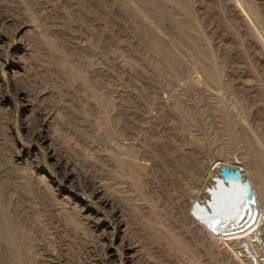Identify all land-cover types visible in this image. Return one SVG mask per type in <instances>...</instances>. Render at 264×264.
I'll use <instances>...</instances> for the list:
<instances>
[{"label":"rangeland","instance_id":"obj_1","mask_svg":"<svg viewBox=\"0 0 264 264\" xmlns=\"http://www.w3.org/2000/svg\"><path fill=\"white\" fill-rule=\"evenodd\" d=\"M220 164L264 216V0H0V264L264 261Z\"/></svg>","mask_w":264,"mask_h":264},{"label":"bare ground","instance_id":"obj_2","mask_svg":"<svg viewBox=\"0 0 264 264\" xmlns=\"http://www.w3.org/2000/svg\"><path fill=\"white\" fill-rule=\"evenodd\" d=\"M244 177L245 176L242 173V181L245 180ZM249 181L247 185L249 192L246 193V197H241V200H239V202L230 200L225 202L224 204H220V202L218 203L210 198V196H213V192L206 191L205 188L207 186L204 187L203 191L208 195L209 200L213 205L209 207V213L208 210H206L207 215H204L200 211H195V213L196 217L198 218V222L202 225V227H204L205 229L207 228L212 234L215 235L222 227L225 226H247L242 231L237 233L231 231L234 235L232 238H235L237 236H244L243 238L248 239L253 236L256 240V247L253 246V249L251 247L250 249L254 251L255 254L261 252L259 253V255L264 259V242L262 244V242L258 238V229H261L260 226L261 222H263L264 220V216L262 210L259 207V202H257V199L254 198L251 194L252 191L249 186ZM211 214L212 217H210ZM249 232H251L252 235L250 237H247L246 234ZM244 242H246L245 239ZM247 242L249 243L250 240H247ZM258 249L260 250L258 251ZM256 260V258L253 259L254 264H264V261H260V259H258L257 261Z\"/></svg>","mask_w":264,"mask_h":264},{"label":"water","instance_id":"obj_3","mask_svg":"<svg viewBox=\"0 0 264 264\" xmlns=\"http://www.w3.org/2000/svg\"><path fill=\"white\" fill-rule=\"evenodd\" d=\"M211 180L213 182L212 185L206 187L205 190L213 192V196H210V198L218 203L220 202V204L230 200L239 202L241 197L249 192L248 181H242V172L239 167L231 168L220 164L217 168L216 176H212Z\"/></svg>","mask_w":264,"mask_h":264},{"label":"built area","instance_id":"obj_4","mask_svg":"<svg viewBox=\"0 0 264 264\" xmlns=\"http://www.w3.org/2000/svg\"><path fill=\"white\" fill-rule=\"evenodd\" d=\"M245 227H247V226H236V227L234 225L233 226H225V227H222L217 232L216 235L215 234H212L207 228H206V230L209 233V235L212 238H215L217 241H219V242H221L223 244L228 243V242H233V245H234L235 248H243L244 249V247H247L248 248V250H247L248 251V254L249 255L250 254L251 255H254V253H252L254 251H252L250 249V247L252 249H253V246L256 247V240H255V238L253 236H251L252 235L251 232H249V233L246 234L247 237L248 236L249 237L251 236L248 239L247 238H243L244 236H237L235 238H232L234 235H233V233L231 231H234L235 233H237V232L242 231ZM260 228H261L260 230L258 229V232H259L258 238L260 239V241L263 244V242H264V240H263V238H264L263 226H260ZM244 239H245L246 242H244ZM247 240H250V242L248 243ZM261 259H263V258H261Z\"/></svg>","mask_w":264,"mask_h":264},{"label":"crops","instance_id":"obj_5","mask_svg":"<svg viewBox=\"0 0 264 264\" xmlns=\"http://www.w3.org/2000/svg\"><path fill=\"white\" fill-rule=\"evenodd\" d=\"M263 225H264V223H263ZM263 225H262V226H263Z\"/></svg>","mask_w":264,"mask_h":264}]
</instances>
